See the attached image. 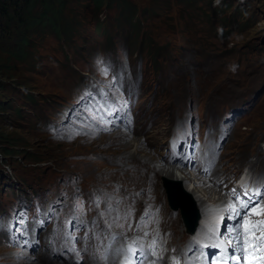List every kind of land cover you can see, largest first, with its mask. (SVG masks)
Segmentation results:
<instances>
[{
  "label": "rangeland",
  "instance_id": "rangeland-1",
  "mask_svg": "<svg viewBox=\"0 0 264 264\" xmlns=\"http://www.w3.org/2000/svg\"><path fill=\"white\" fill-rule=\"evenodd\" d=\"M100 1L62 0L57 26L0 13V264H137L139 248V264H152L150 255L165 264L152 246L172 236L161 252L168 261L208 264L218 230L233 232L240 216L244 243L255 242L250 217L264 216V0ZM6 3L11 15L42 10L40 0ZM143 143L165 165L156 181ZM190 159L203 179L224 160L220 177L231 175L210 186L225 209L249 198L259 206L247 216L214 206L205 223L201 202H213L186 178ZM182 204L200 215L195 233Z\"/></svg>",
  "mask_w": 264,
  "mask_h": 264
},
{
  "label": "bare ground",
  "instance_id": "bare-ground-1",
  "mask_svg": "<svg viewBox=\"0 0 264 264\" xmlns=\"http://www.w3.org/2000/svg\"><path fill=\"white\" fill-rule=\"evenodd\" d=\"M126 135H125V139H126ZM128 146H129V143H127V145H125V147L126 148H128ZM139 146H142V148H143V153H144V155L141 157V158H144L145 159V167L147 168V170H149L152 174H151V176H152V181H156L157 180V176H160L161 177V175L163 174V171H162V168L165 166L164 164H161L159 161H158V150L157 149H155V151L154 150H152L151 149V147L148 145V147L150 148V153L148 152L149 151V149H147V147L145 146V144L143 143V144H139ZM154 149V148H153ZM128 150V149H127ZM134 155H135V153H134ZM199 157V156H198ZM156 163H155V162ZM178 163H180V164H183V166H184V162H182L181 160H178ZM186 164V163H185ZM188 164L190 165V164H192V165H194L193 166V171L192 170H190L189 168H184L185 170L184 171H187L189 174H186V178L187 179H191V180H193V179H195V180H197V187L198 188H202L201 189V191L202 192H204V194H205V196L208 198V200H210V201H212L213 202V205H210L209 204V202H206V201H202L201 202V209H202V212H203V214H204V216H203V218H202V220L205 222V223H207L208 221H210V219L212 218V212H210V211H213L212 209H213V207L214 206H217V207H219V206H222V205H224V210H227L228 209V211H229V209H230V207H228V208H226L225 209V207L227 206V204H226V199H225V197L223 196V195H221L220 194V192H219V190L218 189H216V188H213L212 186H210V185H212L211 184V182H215V183H218V184H220L221 186L220 187H222L223 186V184H225L226 183V180H227V177H229L231 174H229V175H227L226 177H223V178H221L220 177V174H221V172L223 171V170H225L227 173H228V171H227V166L226 165H224V160L223 159H221L220 160V162H218V165H217V167H216V174H215V177L214 178H212V179H210V176H211V174L209 175V177L206 179H203V175H202V173L205 171V168L204 167H200L197 163H196V161L195 162H193V160H189V162H188ZM203 166H205V167H207L206 165H203ZM223 168V169H222ZM196 170V171H195ZM249 172H250V169L248 170ZM198 172H200L201 173V175L200 174H198ZM175 172H170V173H167L166 175L168 176V177H172V178H175V174H174ZM241 174V173H240ZM253 174V173H252ZM237 175V174H236ZM254 175V174H253ZM222 176V175H221ZM240 176V175H239ZM238 176V177H239ZM177 177V176H176ZM158 183V182H157ZM144 186H146V185H144ZM210 186V187H209ZM215 187V186H214ZM238 188V187H237ZM239 189V188H238ZM250 192V191H249ZM134 193V192H133ZM149 194H154V192L152 191V192H149ZM218 194V197H216V195ZM227 197V196H226ZM220 202L219 204H216L217 202ZM232 204V203H231ZM248 225V224H247ZM239 227V226H238ZM237 227V228H238ZM203 228V227H202ZM239 229H241V230H243L242 228H240L239 227ZM200 230H201V228H200ZM197 231V234H199V235H201L202 234V231ZM203 230V229H202ZM218 230V229H217ZM217 230H216V232H217ZM188 231L189 232H191L189 229H188ZM204 231H205V228H204ZM208 231V230H207ZM209 232V231H208ZM191 233H195V232H191ZM215 234V233H214ZM218 234H220L219 236V238H222V240L223 241H225L226 239H233V240H235L236 241V239H234L235 237H237L238 235H239V233L238 232H225V233H221V232H219V230H218ZM212 234L210 233L209 234V236H211ZM123 236H125V235H123ZM140 236V235H139ZM215 236V235H214ZM173 237V236H172ZM172 237H169L168 239H166V241H165V243H157V244H153V246L152 247H157L156 248V250H157V252H159V250H160V255L161 254H163L164 255V260H165V264H177V262H178V264H190L191 263V260H192V258H190L189 256H187V255H185V259L183 258L182 260H180L179 259V257H178V261L177 262H170V261H168V259H169V257H170V255L168 254V252H166V253H161L162 252V250H163V248L165 247V248H168V249H170L173 245V243H172ZM200 237V236H199ZM191 238H192V241H193V237L191 236ZM215 239V238H214ZM218 240V239H217ZM216 240V241H217ZM182 241V243H185V241H186V239H185V237L181 240ZM189 241V240H188ZM121 242V241H120ZM200 242V245L202 246V247H208L209 246V243H203L202 241H199ZM237 242V241H236ZM119 244V243H118ZM187 244V243H186ZM159 246H160V248H159ZM234 246V245H233ZM250 247V246H249ZM158 248H159V250H158ZM199 248V247H198ZM176 249V248H175ZM234 249V248H233ZM145 251L146 250H144V249H141V248H139V249H137V250H132V252H131V258H133L132 260H133V262H136L137 264H139V261L141 260V258H142V255H144L145 254ZM176 252H178V249H176L175 250ZM195 251V250H194ZM114 254V253H113ZM148 255H149V253H147ZM177 254V253H176ZM179 254V253H178ZM156 255V254H155ZM114 256V255H113ZM150 257V261H151V263L152 264H155L153 261H152V258H154L152 255H150L149 256ZM157 257V256H156ZM202 258V257H201ZM159 259H160V257L159 258H157L156 260L158 261L156 264H162V263H159ZM261 259V258H260ZM154 260V259H153ZM199 260V259H198ZM217 262H220V263H223L224 261L220 258V259H217L216 260ZM256 263H260L259 262V260H256Z\"/></svg>",
  "mask_w": 264,
  "mask_h": 264
},
{
  "label": "trees",
  "instance_id": "trees-1",
  "mask_svg": "<svg viewBox=\"0 0 264 264\" xmlns=\"http://www.w3.org/2000/svg\"><path fill=\"white\" fill-rule=\"evenodd\" d=\"M9 1L10 0L0 1L1 2L0 13L7 16L8 20L18 17L19 18L18 23L21 24L22 26H28L29 24H35L39 22H49L53 26H57L60 24V6L62 0H40L42 5L41 13L32 16H26V13H24V11H21L19 13L15 12L14 15H11L7 10L8 5L6 2ZM30 1L31 0H25L26 7L29 5ZM101 2L102 0L100 1V3ZM15 10H18V7H16Z\"/></svg>",
  "mask_w": 264,
  "mask_h": 264
},
{
  "label": "water",
  "instance_id": "water-1",
  "mask_svg": "<svg viewBox=\"0 0 264 264\" xmlns=\"http://www.w3.org/2000/svg\"><path fill=\"white\" fill-rule=\"evenodd\" d=\"M166 188H167L168 199H169L171 206L174 207L175 209H178L179 206L176 204V201L180 200L179 194L176 193V191L173 188H171L169 185H166ZM181 208H182L181 209L182 215L184 217L187 228L191 232H194L198 225V220L200 218L199 213L196 212V214H194L192 206L189 207L187 206V204H182Z\"/></svg>",
  "mask_w": 264,
  "mask_h": 264
},
{
  "label": "snow or ice",
  "instance_id": "snow-or-ice-1",
  "mask_svg": "<svg viewBox=\"0 0 264 264\" xmlns=\"http://www.w3.org/2000/svg\"><path fill=\"white\" fill-rule=\"evenodd\" d=\"M234 191L235 190H233V192ZM244 195L247 196V192H245ZM250 202H251V198H249L248 201H240L241 210H247V211H244V216H247L250 211H255V208L259 206V205H255L254 204L252 206V208H249V203ZM229 207L230 208H233V210L236 212V215L237 216L240 215V211L241 210H236L233 205H230ZM240 227H243V216H240ZM230 231L238 232L239 233V235L234 238L237 241V248H234L233 249V254L231 256V259L235 261V260L239 259V257L236 254L237 252H239L240 255L243 256L244 240L242 239V237H243L244 234L242 232H240L239 227L238 228L230 229ZM244 258L247 259V257H244ZM177 264H178V262H177Z\"/></svg>",
  "mask_w": 264,
  "mask_h": 264
}]
</instances>
